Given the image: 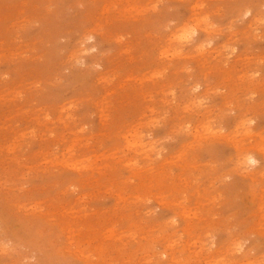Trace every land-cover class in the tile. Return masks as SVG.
Here are the masks:
<instances>
[{
    "label": "rangeland",
    "instance_id": "obj_1",
    "mask_svg": "<svg viewBox=\"0 0 264 264\" xmlns=\"http://www.w3.org/2000/svg\"><path fill=\"white\" fill-rule=\"evenodd\" d=\"M0 264H264V0H0Z\"/></svg>",
    "mask_w": 264,
    "mask_h": 264
},
{
    "label": "clouds",
    "instance_id": "obj_2",
    "mask_svg": "<svg viewBox=\"0 0 264 264\" xmlns=\"http://www.w3.org/2000/svg\"><path fill=\"white\" fill-rule=\"evenodd\" d=\"M250 161H251L253 164L257 163V161H255V160H253V159H251V158H250Z\"/></svg>",
    "mask_w": 264,
    "mask_h": 264
},
{
    "label": "bare ground",
    "instance_id": "obj_3",
    "mask_svg": "<svg viewBox=\"0 0 264 264\" xmlns=\"http://www.w3.org/2000/svg\"><path fill=\"white\" fill-rule=\"evenodd\" d=\"M250 158H251V159H254L253 157H249V160H250Z\"/></svg>",
    "mask_w": 264,
    "mask_h": 264
}]
</instances>
